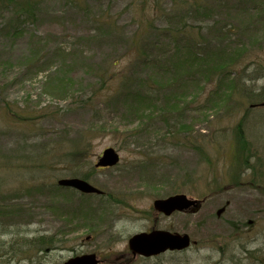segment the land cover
Masks as SVG:
<instances>
[{"label": "rangeland", "instance_id": "rangeland-1", "mask_svg": "<svg viewBox=\"0 0 264 264\" xmlns=\"http://www.w3.org/2000/svg\"><path fill=\"white\" fill-rule=\"evenodd\" d=\"M140 1L0 0V264H64L89 252L100 264H264V106L242 103L238 77L249 64V72L260 68L252 74L256 85L264 84V0H188L203 1L200 12L184 0H151L150 10L135 14ZM140 19L167 28L150 29L149 59L131 48ZM186 23L200 26L199 55L181 51L173 36ZM161 63H168V80ZM55 70L73 81L49 89ZM104 71L115 73L114 87L127 78L125 88L93 98ZM137 91L150 99L140 114L154 111L153 119L121 118L123 108L139 104ZM243 116L244 149L252 147L249 162L259 170L244 169L242 184H232L229 170L240 171L246 159L233 153ZM116 121L123 140L102 131ZM94 124L82 168L106 146L117 147L118 165L89 177L120 198L115 202L56 185L82 172L80 160L67 165L64 158L74 157ZM177 192L206 200L195 214L155 213L153 199ZM153 225L186 232L198 244L152 258L131 255L128 237ZM35 237L53 242L39 251Z\"/></svg>", "mask_w": 264, "mask_h": 264}, {"label": "trees", "instance_id": "trees-1", "mask_svg": "<svg viewBox=\"0 0 264 264\" xmlns=\"http://www.w3.org/2000/svg\"><path fill=\"white\" fill-rule=\"evenodd\" d=\"M183 2L185 3V5L187 4V5H190L193 8H199L200 3L203 2V1H201V2L193 1V3H192V2H190L188 0H184ZM199 12H200V8H199ZM139 25H140V27H139V29L137 31L138 33L134 36V39H132V43H133V45H135V48H137V51L136 52H138L141 56H146L149 53L145 49L146 48L148 49L151 46L147 42V38H148V35L150 33V29L153 28V29H155V31L156 30L165 31L166 28L165 27L158 28V27L152 25L151 23H149L147 21H143L142 19L139 20ZM188 27L190 29H196V34L198 35V37H201L202 38L201 40H204L203 39L204 37H203V35L201 33L200 26L196 27L195 25H192V26H188ZM225 28L227 29V31H230L231 30V28H229V26L228 27L225 26ZM179 29L183 33H185V34H188L189 33V31L187 32L186 30H184L185 27L183 29L182 28H179ZM190 29H188V30H190ZM195 40H197V39H195ZM149 56H150V54H149ZM235 60L237 61V59H235ZM235 60L232 61V62H234L232 64L229 63V62H226L224 65L221 66L220 69H227L230 64L231 65H235L236 64V61ZM161 64L163 65V70L161 69V72H162L161 74H163V78H167V80H168V77H169V74H168V63H166L167 64V67L163 63H161ZM174 64L175 65H169V66H171L172 68H175V69L178 68V65L176 63H174ZM248 66L249 65L244 64V67L240 70L241 73L238 74V77L240 78V82H242V85H240V90H241V92H243L242 98L245 99L242 103L243 104L246 103L249 106L251 104H255V103L259 104L261 101H264V84H262L260 86H256L255 77L254 78H250L251 74H253L254 71H258L260 68L259 67L254 68V71L251 72L248 75V74H246V71L248 70ZM216 71H219L220 72V70H216ZM50 75L51 76L49 78H47V80H46V84L48 86L52 82H55L56 84L58 83V85L60 86V84L61 85H64V83L65 84H69V83H71L73 81L72 78H70V77H68L66 75H64L63 77H61V75L59 73V70H55ZM247 76H249L250 79ZM99 77L101 79V83H100V87H99L100 89L98 90L97 93H94L92 95L93 98L100 96L102 94V90L103 89H106L107 91H109L112 94V96H115V94H118L120 91H122V90H120L121 87H123V90H124L125 85L127 83L126 82L127 81V78H125V79L121 80L114 87V83H115L114 81L116 79V76H115V73L114 72L113 73H110L108 71H104ZM247 79H249L250 84H247L246 83L245 80H247ZM130 80H131V78H130ZM251 81H254V84H252ZM48 88L49 89L50 88H53L52 87V84H50V87H48ZM120 95H118V96H120ZM148 96H149L148 94H142L141 92L137 91L134 97H135L137 103H139V104L132 105V106H128L127 107L128 109H126V113L124 115H122L123 118L126 119V120L128 119L129 122H130L131 120H133L132 119L133 117L134 118L142 117V115L140 114L141 108H138V106H140L141 104H143L142 107L144 109H148L149 108L148 107V104L150 103V99H149ZM247 102H249L250 104L247 103ZM248 106L245 107L244 111L248 108ZM170 110L171 109H169L167 111L169 112ZM18 116L23 121H27L29 119L28 117H26L23 114H18ZM143 118L153 119V112L149 113L147 116H145ZM243 120H245V116H243L239 120V122H237V124L235 126L234 133H233V136L235 137V154L238 153V152L240 154H242L243 150H245L244 147H245L246 142H247L245 140V135L242 132V127H243L242 123H243ZM94 125H93V127L90 128L92 131L95 130V126L96 125L95 126ZM110 128H113V130H115L114 127H112V126H110ZM76 145H78V147L75 148L74 152L76 154H74L73 156H76L77 154H80L79 156L81 158H84L85 157V154H86L85 152H87L89 146L80 147L79 145H81V142L79 140L76 142ZM247 155H250V156L253 155V156H255V152L252 149V147H250L247 150H245L244 156H247ZM69 160L71 161V160H74V159L73 158L72 159L70 158ZM69 160H67L66 162H69ZM245 163L248 164L249 163V160L247 162H245ZM256 167L258 168L259 165H256ZM38 241H39V243L41 245H46V244H44L45 242L46 243H48V242L51 243L52 242V240L50 238L44 239L43 237H40L38 239ZM3 247H4V245H1L0 246V251H2ZM40 248L42 249L44 247H40Z\"/></svg>", "mask_w": 264, "mask_h": 264}, {"label": "water", "instance_id": "water-1", "mask_svg": "<svg viewBox=\"0 0 264 264\" xmlns=\"http://www.w3.org/2000/svg\"><path fill=\"white\" fill-rule=\"evenodd\" d=\"M118 155L113 151L112 148H106L103 156L97 162L101 165L107 164H115L117 163ZM59 184L61 185H70L76 186L82 191H90L95 193H100L101 191L87 182L80 180L78 178L75 179H64L60 180ZM198 200L188 199L184 194H176L173 197H169L167 199L155 200V208L159 211H165L166 213H170L175 208L179 210H183L185 207L193 205L195 210L199 207ZM189 243V235L186 233L183 235L175 234L172 235L166 231L162 232L159 230H153L150 233L142 232L141 234L133 235L129 240V248L133 251V253H141L145 255L154 254L160 251L165 250V248L170 247L174 248L175 246L178 248L186 247ZM66 264H97L94 254L82 255L75 258L68 259Z\"/></svg>", "mask_w": 264, "mask_h": 264}]
</instances>
